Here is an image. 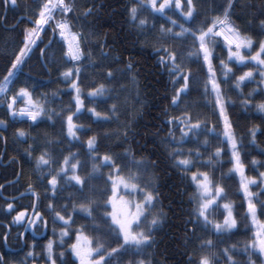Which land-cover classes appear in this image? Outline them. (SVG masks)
<instances>
[{"label": "trees", "instance_id": "16d2710c", "mask_svg": "<svg viewBox=\"0 0 264 264\" xmlns=\"http://www.w3.org/2000/svg\"><path fill=\"white\" fill-rule=\"evenodd\" d=\"M39 3L40 0H17V6L13 8L9 5L6 14L4 6L0 4V80L6 75L14 55L22 47L25 29L31 27L28 18L33 15ZM76 3V12L70 14L76 17L72 21L74 30L85 33L87 37L85 47L91 52V62L87 59L81 62L83 70L80 78L85 109L95 107L97 111L107 113L111 106L116 104L119 108L118 118L108 122H94L95 118L86 110H82L78 119L74 117V121L83 125L85 131L78 133L79 141H73L70 144L61 133L60 119L44 118L42 122L35 125L32 121H18L10 118L5 107L0 106V120L7 122L6 128L0 129V137L4 138L0 140V185H5L3 189H0V254L5 255L7 264H21V261H25L26 254L32 250L33 243L36 245L37 258L35 261L28 259L25 264L45 263L46 260L41 258V252L48 240L56 241L57 246L54 247V252L57 256L63 252L66 264H73L75 258L71 254L69 245L74 242L75 234L73 233L70 238L66 237L64 244L59 246V227L52 224V213L47 209L50 201L46 196L51 197L52 193H46L47 181L42 183L38 179L42 174H46L48 169L37 170L36 157L44 149L47 139L54 141L47 145V148L58 161L63 155L68 154L69 149L72 152H78L79 158L87 161L86 141L93 135L98 139L101 155L108 152L117 156L118 162L128 163L124 156L126 152H130L135 154L136 159L143 158L146 161L148 167L142 174V181L150 184L159 193L154 214L163 213L162 222L152 231L154 241L152 246L144 249L139 256L133 255L135 250L130 249L123 256L113 260L112 264H129V261L138 262L144 258H147L150 264H186L189 256H194L200 251L198 247L200 240L196 237H204L216 242L217 248L212 251L235 246L234 258L239 264H248L249 255L255 264H264L262 256L244 251L245 244L252 238L254 227L251 219L245 218L247 202L239 188V176L229 171L232 167L229 163L230 155L222 154L218 161H214L208 167H203L199 163L197 167L200 171H208L215 181L225 188L227 200L234 205L237 229L222 237H216L199 230L193 236L190 231L192 225L188 224L185 227L186 222L194 218L190 216L194 208L190 198L195 187L189 176H185L174 166L170 153L174 148L182 147L187 152L190 148L199 147V151L203 154L202 160L206 162L217 146L223 147L220 140H217L213 134L201 135L199 144L189 142L178 145L167 142L170 126L166 124V121L172 116L181 115L185 108L194 118L207 121L208 128L215 126L217 133L222 132V124L218 120V115L214 114L212 97L203 95L205 73L199 64H190L192 78L190 91L184 97V103L179 108L170 105L173 86L167 72L157 64L154 49L159 47L160 43L175 46L178 49H183L187 45L180 40H161L160 26L170 25L163 17L152 16L148 10H141L140 13V18L148 20V27L139 29L128 14V9L136 3V0H76ZM196 3L200 12L196 22L198 26L206 16L220 14L221 5H225L226 0H196ZM88 7H93V15L85 18L82 13ZM173 19L178 18L173 15ZM231 19L254 41L264 40V28L261 26V21H264V0H234ZM178 22L182 21L178 20ZM41 49L44 50L43 55ZM65 50L66 47L58 37V33L53 35L51 29L41 33L37 45L33 46L14 83L9 87L14 92L20 87L27 86L33 91L34 97L41 102H44L46 95L49 109H55L58 113L62 108L67 109L71 100V96L68 95L70 89L60 73L73 65L65 62L63 57ZM101 52L107 55L102 56ZM217 54L221 58L226 57V53L221 52L220 49H217ZM129 61L134 66L131 73L126 70ZM231 66L237 76L248 70V68L237 69L235 64ZM109 70L113 73L111 79L106 76ZM217 74L220 75L219 70ZM133 76L135 81L132 79ZM100 83L105 84L109 91L103 97L89 98L87 93ZM233 84L234 79H230L227 84H222L230 101L228 114L237 137L243 138L244 147L241 149V154L246 165L245 174L258 177L260 172H264V154H262L264 153V134H261L264 133V113L258 112L254 105L264 102V94H256L259 91V77L246 83V86H242L239 90L234 89ZM53 93H56L55 97ZM11 94L12 92L9 93ZM249 94L254 97L253 106L245 107L243 101ZM22 106V103H18L16 107ZM53 121L55 126H52ZM254 126L260 129L255 145L251 144V136L248 134L249 129ZM18 129H23L27 136L18 138ZM125 131L128 133L127 138L123 135ZM175 135L179 140L178 129ZM205 139L208 140L207 145L203 143ZM220 139L222 140L223 137L221 136ZM55 141L62 142L55 143ZM29 146L36 148L31 156L26 154ZM225 151L229 150L225 148ZM253 159L257 161L255 165L251 163ZM101 171L103 177L96 174L99 178L89 180L83 193L61 182L62 190L52 201L56 209L59 211L63 205L67 204L68 211L71 213L72 203L78 204L93 195L99 200L100 192L105 188L104 177L107 176L109 169L104 168ZM125 171L127 173V169ZM90 172L91 162H88L86 167L80 170V174L84 176ZM29 184L33 185L34 190L40 194L38 210L49 222L47 231L38 229L35 238L31 231L25 232L24 227L11 223L16 211L23 210L34 202L35 198L28 192ZM251 189L254 193H260V189L255 186ZM257 198L264 201V195H258ZM8 202H13L16 209L10 214L6 208ZM103 211V207H100L93 213L96 217L95 221L86 217L84 213H72L76 221L73 229L85 226L86 234L96 236L106 245L116 247L118 243L116 234L110 232L107 224L100 219ZM257 218L264 221V215H260L259 205ZM94 226L98 228V231H93ZM9 227L11 234L5 243L3 234L9 230ZM53 227H56L55 235ZM18 233H24L23 237H18ZM221 240L223 243H219ZM57 264H60L59 260ZM220 264H224L222 257Z\"/></svg>", "mask_w": 264, "mask_h": 264}, {"label": "snow or ice", "instance_id": "6c2138e0", "mask_svg": "<svg viewBox=\"0 0 264 264\" xmlns=\"http://www.w3.org/2000/svg\"><path fill=\"white\" fill-rule=\"evenodd\" d=\"M0 4L4 6L6 14L9 5L13 8L17 6V0H0ZM233 7L234 0H226V4L221 5L220 14L206 16L198 26L196 22L200 12L196 0H136V3H133L128 9V14L131 21L141 30L148 27V20L140 18L141 10L150 11L154 17H163L170 26L165 27L163 24L160 26L161 40H180L187 45L183 49H178L175 46L160 43V46L154 49L157 64L167 72L173 86L170 105L179 108L184 103V97L190 91L192 78L190 64H199L205 73L203 95L212 97L214 114L218 115V120L222 124V132L217 133L215 126L208 128L207 121L194 118L187 108L181 115L172 116L166 121V124L170 126L166 138L170 144L183 145L189 142L199 144L201 135L213 134L223 145V147L217 146L206 162L202 160L203 154L199 151V147L190 148L187 152L182 147L174 148L170 153L174 166L180 169L185 176H189L195 187L190 198L195 205L190 214L194 218H190L185 227L188 224L192 225L190 231L193 236L199 230L216 237H222L237 229L238 222L234 215V205L227 200L225 188L217 183L208 171H200L197 167L198 163L203 167H208L214 161H218L222 154L230 155L229 163L232 167L229 171L239 176V188L247 202L245 218H250L255 228L250 242L245 244L244 251L264 257V221L257 218L258 205L260 215H264V201L257 198L258 195H264V172H260L258 178H252L245 174L246 165L241 154V149L244 147L243 138H238L236 135L233 122L228 114L230 101L222 87V84H227L230 79H234L233 88L239 90L242 86H246V83L259 77V91L256 94H264V40L254 41L251 36L233 23L231 19ZM76 9V0H40L38 8L28 18L31 27L25 29L22 47L14 55L6 75L0 80V106L5 107L13 119L27 118L38 125L44 118L53 120L56 117L61 120V133L70 144L73 141H79L78 133L85 131L83 125L74 121V117L78 119L82 110L89 112L95 118L94 122L111 121L113 118H118L117 113L119 112L116 104H113L107 113L97 111L95 107L85 109L80 78L83 70L81 62L85 59L91 62V52L85 47L87 39L85 33L74 30L72 21L76 17L70 14H74ZM93 11V7H88L82 15L86 18L93 15ZM173 15L178 19H173ZM178 20L182 22H178ZM261 26L264 28V21H261ZM49 29L53 35L58 33L62 38L66 45V50L63 52L64 60L73 65L60 73L70 89L68 95L71 96V100L67 109L62 108L59 113L55 109L47 107L46 95L44 102H41L40 99L34 97L33 91L27 86L20 87L14 92L9 87L14 83L26 58L33 50V46L37 45L41 33H45ZM217 49L226 53V57L221 58L217 54ZM43 53L44 50L41 49V54L43 55ZM101 55L106 56L107 54L101 52ZM217 61L218 63H216ZM232 64H235L237 69L248 68V70L237 76L233 71ZM133 67V63L129 61L126 70L131 73ZM106 76L111 79L112 71L109 70ZM132 79L135 81V76ZM108 91L105 84L100 83L94 86L87 96L89 98L103 97ZM10 92H12L11 95H9ZM55 96L56 93H53V97ZM253 99V95L249 94L243 101L244 106H253ZM18 103H22L23 106L17 108ZM254 106L258 112L264 113V102ZM165 114L167 115V112ZM6 126L7 122L0 120V129L6 128ZM52 126H55L54 121ZM177 129L180 132L179 140L175 135ZM258 132H260L258 126H254L248 131L253 145L256 144ZM123 135L127 138V131ZM26 136L27 133L23 129L17 130L18 138ZM3 139L0 137V140ZM61 142L55 141V143ZM52 143L54 141L45 140V147L36 157L35 166L37 170L48 169V172L42 174L38 179L42 183L46 180V193H52L51 197L46 196L50 201L47 209L52 213V224L59 227V246L64 244L66 237L70 238L73 233L75 234V241L69 245L71 254L75 258L73 264H112L113 260L123 256L130 249L135 250L133 255L139 256L144 249L151 247L154 243L152 231L162 222L163 213L154 214L159 193L150 184H145L142 181V174L147 171L148 167L146 161L143 158L136 159L135 154L130 152H126L124 156L128 163L118 162L119 158L108 152L101 155L95 135L88 137L86 141L87 161L81 160L79 153L72 152L70 149L68 154L63 155L58 161L47 148V145ZM203 143L207 145L208 140L205 139ZM225 148L229 151L226 152ZM35 151V147L29 146L26 154L31 156ZM88 162H91V172L82 176L80 170L85 168ZM251 163L255 165L257 161L253 159ZM53 165H58V167H53ZM104 168L109 171L104 177L105 188L101 190L99 200L93 195L78 204L72 203L71 213L68 211L67 204L63 205L59 211L56 209L52 201L62 190L61 182L83 193L89 180L99 178L96 174L103 177L101 170ZM193 169L196 170L193 171ZM252 186L259 188L260 193L251 191ZM4 187L5 185H0V189ZM28 192L35 198L31 205L21 211H16L14 203L8 202L6 208L9 214L16 211V215L12 218V225L24 227L25 232L31 231L35 238L38 229L47 231L49 222L38 210L40 194L34 190L31 184L28 185ZM93 193H95L94 189ZM221 201L225 202L221 205ZM100 207L104 209L100 219L107 224L110 232L116 234L118 241L116 247H112L110 244L106 245L96 236L86 234L85 226L73 229L76 221L72 213H84L86 217L95 221L96 217L93 213ZM221 208L223 209L220 212L222 220L214 219V214ZM93 231H98V228L94 226ZM55 233L56 227H53V234L55 235ZM10 234L11 228L9 227V230L3 234L5 243ZM23 235L24 233H18V237H23ZM196 238L200 240L198 246L200 251L194 256H189L186 264H220L221 257L224 264H239L234 258L235 246L212 251L217 248L216 242L204 237ZM219 243H223V241L221 240ZM56 246L55 240H48L47 244L43 246L41 258L46 260V264H57L58 260L60 264H66L63 259L64 253L61 252L57 256L54 252ZM35 247L36 245L33 243L32 250L26 254L25 261H21V264H25L28 259L36 260ZM0 264H7L3 254H0ZM129 264H150V261L144 258L138 262L129 261ZM248 264H255L251 255L248 258Z\"/></svg>", "mask_w": 264, "mask_h": 264}, {"label": "rangeland", "instance_id": "374dc122", "mask_svg": "<svg viewBox=\"0 0 264 264\" xmlns=\"http://www.w3.org/2000/svg\"><path fill=\"white\" fill-rule=\"evenodd\" d=\"M65 47H66V45H65ZM82 98H83V97H82ZM189 175H190V174H189ZM249 177H250V176H249ZM252 178H258V177H252ZM194 191H195V190H194ZM251 191H252V189H251ZM224 202H225V201H221V202H220L221 205H222ZM194 206H195V205H194ZM219 211L222 212L223 209L221 208V209L217 210V212H219ZM217 212H216L215 214H217ZM215 214H214V217H213L214 219H216V218H215ZM222 218H223V217H221L219 220H222ZM74 241H75V240H74ZM43 264H46V262L43 263Z\"/></svg>", "mask_w": 264, "mask_h": 264}, {"label": "flooded vegetation", "instance_id": "af4514ba", "mask_svg": "<svg viewBox=\"0 0 264 264\" xmlns=\"http://www.w3.org/2000/svg\"><path fill=\"white\" fill-rule=\"evenodd\" d=\"M15 215H16V213H15Z\"/></svg>", "mask_w": 264, "mask_h": 264}, {"label": "bare ground", "instance_id": "6f19581e", "mask_svg": "<svg viewBox=\"0 0 264 264\" xmlns=\"http://www.w3.org/2000/svg\"><path fill=\"white\" fill-rule=\"evenodd\" d=\"M17 120V119H16Z\"/></svg>", "mask_w": 264, "mask_h": 264}]
</instances>
